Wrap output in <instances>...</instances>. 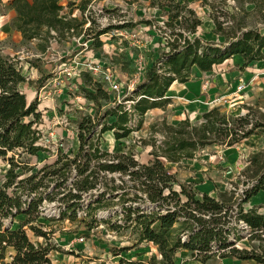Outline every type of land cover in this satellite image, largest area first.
<instances>
[{
  "label": "trees",
  "instance_id": "1",
  "mask_svg": "<svg viewBox=\"0 0 264 264\" xmlns=\"http://www.w3.org/2000/svg\"><path fill=\"white\" fill-rule=\"evenodd\" d=\"M60 1L10 0L8 8L15 14L11 28L20 33L25 43L37 42L41 53L46 52L51 42L78 37L84 32L86 21L63 14ZM201 3L210 10L213 32L224 41L189 40L186 34L195 33L201 21L185 1L179 4L164 0L159 9H169V21L164 24L170 33L167 50L160 52L145 69L144 78L121 101L111 97L91 73L81 72L79 89L96 110L93 116L83 115L75 121L78 151L73 157L58 154L53 164L35 172L27 164L15 161V156L23 153L33 157L41 151L36 144L41 121L37 101L27 104L18 89L19 84L26 82L18 62L0 54V159L11 154L6 159L9 168L0 185V264H51L49 254L57 248L50 243L48 233L35 225L39 207L45 200L59 202L58 220H78L88 231L97 225L98 214L114 208L103 218L104 225L117 236L128 231L131 241L130 246L118 249L114 255L137 249L143 243L155 247V254L147 260L121 259L119 264H177L181 252L198 264L225 259L264 264V214L254 207L245 209L251 197L264 191V149L250 155L239 174L242 189L236 185L217 192L216 197L199 194L193 184L180 182L166 167L168 164L179 167L182 160L193 159L206 147L225 149L252 135L264 137V100L259 106L244 105L242 115L214 107L204 111L201 121L195 124L185 119L170 125L163 119L150 125V140L140 141L141 146L150 147L152 159L147 164H140L132 155L103 152L94 141L97 126V135L110 131L116 140L138 130L147 111L164 109L170 103L164 98L167 89L174 82H187L192 67L207 72L233 55L242 58V68L264 59V0ZM247 5L252 9L247 10ZM89 19L87 30L98 28L89 46L94 50L101 47L98 39L102 34L137 25L122 23L101 29L92 17ZM177 20L180 24L175 28ZM37 83L39 88L42 80ZM126 102H130L129 106ZM103 104L107 106L100 112ZM155 133L161 135L158 144L153 140ZM72 167L75 178L67 185ZM113 176L121 179L120 184L115 185ZM45 181L55 185L40 190L46 186ZM91 191L98 192L89 202H81L83 195ZM116 211L118 215L112 217ZM18 215H23L24 220L12 229L13 219ZM240 222L249 230L246 248L236 247V242L244 239ZM25 227L43 242H32ZM9 250L12 254L7 256Z\"/></svg>",
  "mask_w": 264,
  "mask_h": 264
},
{
  "label": "rangeland",
  "instance_id": "2",
  "mask_svg": "<svg viewBox=\"0 0 264 264\" xmlns=\"http://www.w3.org/2000/svg\"><path fill=\"white\" fill-rule=\"evenodd\" d=\"M246 8L249 10L250 5H247ZM141 9V7H138V10L141 11ZM227 9L229 10L230 8L227 6ZM104 14L108 15L111 20H114V23H111L112 26L122 24V14L110 12H104ZM94 18L95 17L93 16V19ZM168 19L167 14L158 13L152 16L149 13H139L135 19V23H137V25L134 27L135 33L132 37V41H134V43L136 41L135 45L130 46L128 53H125L124 51L118 53L116 52V56L113 57V60H102V64H98L99 68L103 72H107V70L109 72L114 71L117 75V81L120 89L116 92L108 91L107 86H105L100 79V75L93 76V78L111 94V97H116L118 101H121L122 98L125 97L126 94L139 83V74L142 71H145L148 66L156 61L158 51L161 47L160 45L154 46L155 43H152V39L156 38L159 44L165 35L168 36L170 34L168 28L164 25ZM96 25L100 28L97 23ZM162 25L165 30L162 29ZM153 26L155 29H160L159 32L156 31L154 36L150 35V29H148ZM97 30L98 28L94 26V28H92V32H82L83 37L88 39L87 37L93 36ZM117 34H123V32H118ZM140 42L146 43V46L139 48V45L141 44ZM27 50H30V48L26 46L24 51ZM55 53H59L57 58L62 57V52L60 50L55 51ZM71 55H73L72 52ZM20 61L28 62L38 72L32 80L31 73L28 75L24 72V77L28 79L29 86L34 89L31 90V94H34L33 100L37 101V104H40V102L42 103L43 100L38 99L39 95L37 93L41 87H43V96L47 97L46 99L52 100V102H50L51 100L49 101L48 107H42L43 109L41 108L40 112L41 121L38 124L37 130L39 134L38 146L41 148V151L33 157H27L23 153L19 157L15 156V161L21 162L24 165L27 164V168H31L32 172H35L43 166L53 164L58 154H65L73 157L77 153L79 141L75 121L83 115L93 116L96 108L82 96L79 89L80 78L76 81H72L63 75L62 71L70 64L71 60H35V58H31V60ZM75 61L88 62V60ZM17 62L19 63V61ZM41 80V86L37 88L35 83ZM202 91L204 92L206 90L202 89ZM47 93L50 95L48 96ZM28 94L27 99L29 97ZM235 95L236 94H234V96ZM258 99L261 100L260 98ZM258 99L254 96L252 103L256 104ZM129 104L130 102H126L125 105L129 106ZM106 106L107 105L104 106L103 104L100 112H102ZM177 107V101L173 100V102L171 101L168 106H165L164 111L160 115H157L156 113H153V115H144L141 119V127L138 130L133 131L125 139L120 140V143L110 142L111 138L108 133L97 135L99 130V126H97L95 127L96 133L94 135V141L97 140L99 148L103 152L109 154L132 155L134 158L143 162L147 158V152L150 151V147L141 146L140 141L150 140V125L156 123L159 124L163 119H165V121L170 125H176L177 120L174 117L180 116L176 115L174 111ZM219 107L222 109V112H225L224 106ZM239 113L240 111L229 114L235 115ZM189 114L191 113H185L184 119L188 118ZM195 119L196 118L194 117L191 118L190 122L192 124L197 123L194 122ZM112 121L113 119H109V122ZM160 138L161 135L159 133H155L153 135V140H156V144L159 143ZM48 139L50 142L53 141L54 144L50 145L45 143ZM222 149L223 148L217 146L206 147L197 152L192 161L182 160L179 167L169 164L166 167L170 168L172 173L176 172L175 175L177 179L183 183H191L193 185H202L206 183L207 186H210V188H225L228 190L237 185V189H242L241 181L238 177L245 167H236L226 163V158L219 153ZM9 156H11V154H8L7 158H9ZM6 159H0V185L4 180L7 169L9 168V164ZM69 178H71V176ZM113 179L115 181V185L120 184L119 182L121 179L118 176H113ZM124 179L127 178L124 177ZM69 184L71 183L67 182V185ZM44 185L46 186H41L40 190L44 191L46 190V187H49V185L53 186L55 183L46 182ZM102 188L104 187H101V189ZM97 192L91 191L90 193L83 195L81 202H89L97 194ZM59 197L60 196L57 198ZM57 198L55 200H57ZM59 208V202H49L48 200L43 201L39 207L40 213L38 215V219L35 222V225L40 226L43 231L48 233L50 243L52 246L57 248L52 250L49 254L51 264H119L121 259L127 261L147 260L156 252L155 248L151 244L143 243L137 249L123 251L118 253V255H114V252H117L118 249L131 245L128 231L124 232L121 236H117L111 232L102 221L105 220L103 218H106L108 213L114 212L112 211L114 208L103 211V214H98L97 225H95L91 231H88L84 226V223L78 220L76 222L58 220ZM116 215H118L117 211L112 215V217ZM23 220V215L16 216L13 219L11 228L16 229L19 222ZM4 222L10 226V222L8 223V220H5ZM24 230L32 242H43L41 238L35 237L28 227H25ZM80 239H82V242H80ZM246 242L247 241L245 239H241L236 242V247L246 248L248 247ZM10 254H12L11 250L8 251L7 256ZM137 254L140 255L137 256ZM7 260H9V257ZM177 264L198 263L190 261L186 252H181L177 256ZM212 264L246 263H230L228 260H220Z\"/></svg>",
  "mask_w": 264,
  "mask_h": 264
},
{
  "label": "crops",
  "instance_id": "3",
  "mask_svg": "<svg viewBox=\"0 0 264 264\" xmlns=\"http://www.w3.org/2000/svg\"><path fill=\"white\" fill-rule=\"evenodd\" d=\"M163 1L164 0H76L68 2L65 0H61L60 5L63 8V14H67L69 17L77 18L78 20L82 19L81 13L89 9V12L92 14L90 15V17L92 18L93 16L95 17V13L98 11H102L103 13L110 12L122 14V23L134 24L135 19L139 13H149L152 16L158 13L168 15L169 9H167L166 7H164L162 10L159 9V5L162 4ZM172 1L179 2V4H183L185 1L188 5V8L194 11L195 15L201 21V24L196 28L195 33L186 34L189 40L198 38L204 42L212 43H222L224 41L222 36H219L213 32L215 26L210 18V10L208 9V7L204 6L201 3L202 0ZM9 2L10 0H0V54L8 56L13 60L19 61L18 66L20 67L22 76L25 75L24 72H26V74L28 75L31 73V80L38 72L33 66H31V64L24 61L21 62L20 60H31V58H35V60H71L72 58H76L77 60H93L94 62L102 64V60H113V57L116 56V52L118 53L124 51L125 53H128L130 46L135 45L136 43V41L135 43L134 41H132L133 34L135 33L134 26L133 28L118 30V32H123V34L118 35L117 32L110 38H107L106 36H104V34L99 36L98 40L101 43V47L98 50L89 48L92 43L91 37H87L88 47L84 49L79 45V42L81 40L79 42H76L73 40L74 36H72L67 41H61L60 43L51 42L46 52L41 53L37 49V42L32 41L29 43H25L22 40L20 33L11 28L10 22L14 18L15 14L8 8ZM81 7H85V10L81 11ZM138 7L142 8L141 11L138 10ZM251 9L252 7L250 6L249 10ZM167 21H169V19L166 20V22ZM179 24L180 21L177 20L174 23L175 28H177ZM88 28H86L84 31L92 32V28L94 27H91V29L87 30ZM148 29H150V35L154 36L156 34L154 26ZM140 43L141 44L139 45V48H143L146 46V43ZM152 43H155L154 46L160 45L161 48L158 51V55L160 54V52L167 50V47H163L162 40L158 44V40L156 38H153ZM26 46L29 47L30 50L24 51V48ZM57 50H60L62 52V57L57 58L59 54L55 53V51ZM71 52L73 53V55H71ZM262 53L264 54V48L262 50ZM242 65V58L238 55H233L230 58L224 60L221 64L214 65L212 69L207 72H201L196 67H192L191 74L187 82H174L167 89L164 98L169 99L170 102H173V100L177 101L178 107L174 111L176 115L180 116L174 117L177 120L176 123H179L180 121L185 119L191 121V118L193 117L196 118L194 122H200L202 113L208 109H211L207 103L219 97L229 100L230 104L224 106V110L226 113H235L240 111L239 114L235 115H242L245 113V110L243 109L244 105L259 106L261 103L260 101L264 100V59L253 62L245 68H242ZM25 79L26 82L19 84L18 89L22 94H24L25 100L27 104H29L33 100L34 94H31V90L34 89L29 86L28 79ZM241 83L245 85L244 92L242 94H236L234 96V88ZM204 85H206V91L203 92L202 89ZM42 89L43 87H41L37 91L39 95L38 99L43 100L42 103L40 102V104H37V111L39 113L41 112L42 107H48V103L51 100L46 99L47 97L43 96L44 93ZM27 94L29 95L28 99ZM47 94L48 96L50 95L49 93ZM254 96L257 97V99H261H258L256 104L252 103V99ZM50 102H52V100ZM169 104H167L166 106H168ZM163 111L164 109L154 108L147 111L145 116H147L148 114L153 115V113L160 115ZM185 113L191 114H189L188 118L184 119ZM107 133L110 134V142L120 143V140H123H116L113 136V133L110 131L104 134ZM53 144L54 143H51V145ZM263 149L264 137L252 135L248 139L242 141L240 144L230 148L222 149L219 151V153H221L226 158V163L234 165L236 167H245L247 165L249 156ZM147 153L148 154L145 161L142 162L136 158L135 160L140 164H147L152 159V157L149 155V151ZM184 161H192V159ZM194 188L199 192V194H206L210 197H216L217 192L228 190L225 188H210V186H207L206 183L202 185H194ZM253 207L258 210L259 214H264V191H259L255 196L251 197L246 204L245 209ZM225 260H228L230 263H253L251 261L240 262L238 260L231 259Z\"/></svg>",
  "mask_w": 264,
  "mask_h": 264
},
{
  "label": "built area",
  "instance_id": "4",
  "mask_svg": "<svg viewBox=\"0 0 264 264\" xmlns=\"http://www.w3.org/2000/svg\"><path fill=\"white\" fill-rule=\"evenodd\" d=\"M68 2H72V1H76V0H65ZM82 18L85 19L86 23L83 26V30H85L86 28H88L90 26V15H92L89 12V9H87L85 12L81 13ZM95 22L100 26V28H104L107 26H110L111 23H114V20H111L109 18L108 15L104 14L102 11H98L95 13V18H94ZM112 26V25H111ZM155 29V27H154ZM162 29L165 30L164 26L162 25ZM157 32H159V28L155 29ZM118 32V30H111L108 31L107 33L104 34V36H106L107 38H110L111 36H113L114 34H116ZM74 41L79 42L80 47L86 49L88 47V40L83 38V34H81L78 37H74L73 38ZM170 40L169 36L165 35V37L162 39V44L163 47L167 46V42ZM77 60L76 58H72L70 61V64L68 66H66L64 68V70L62 71L63 75L68 78L69 80L72 81H76L80 78V74L81 72H89L92 74V76H97L100 75V79L102 80V82L105 84V86H107L108 91L109 92H116L120 89V86L118 85V81H117V75L115 74V72H109L107 70V72H103L100 68H99V63L98 62H94V61H75ZM145 71H142L139 76H138V81L140 82L143 77H144ZM203 89L206 90V85H204ZM245 90V85L243 83L238 84L233 91V94H242ZM208 106H210V108H214V107H219V106H227L229 105V100L226 98H216L213 99L211 101H209ZM50 139V138H49ZM48 141L45 143L50 144L53 143V141ZM37 145L38 142L36 143ZM49 146V145H48ZM75 174L76 171L74 168L71 169L70 172V176L71 178H69V183H71L74 178H75ZM239 228L243 231V236L244 239L246 240L247 236H248V228L242 223H239ZM80 242H82V239H80Z\"/></svg>",
  "mask_w": 264,
  "mask_h": 264
}]
</instances>
